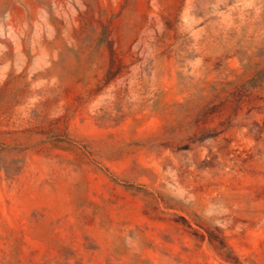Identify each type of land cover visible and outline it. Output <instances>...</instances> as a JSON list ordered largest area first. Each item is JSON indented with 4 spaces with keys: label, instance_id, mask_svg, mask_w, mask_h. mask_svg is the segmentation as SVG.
Segmentation results:
<instances>
[{
    "label": "rangeland",
    "instance_id": "rangeland-1",
    "mask_svg": "<svg viewBox=\"0 0 264 264\" xmlns=\"http://www.w3.org/2000/svg\"><path fill=\"white\" fill-rule=\"evenodd\" d=\"M0 264H264V0H0Z\"/></svg>",
    "mask_w": 264,
    "mask_h": 264
}]
</instances>
